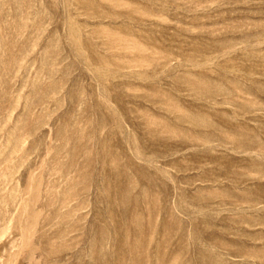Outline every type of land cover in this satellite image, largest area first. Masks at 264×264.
<instances>
[{"label": "rangeland", "instance_id": "rangeland-1", "mask_svg": "<svg viewBox=\"0 0 264 264\" xmlns=\"http://www.w3.org/2000/svg\"><path fill=\"white\" fill-rule=\"evenodd\" d=\"M0 264H264V0H0Z\"/></svg>", "mask_w": 264, "mask_h": 264}]
</instances>
